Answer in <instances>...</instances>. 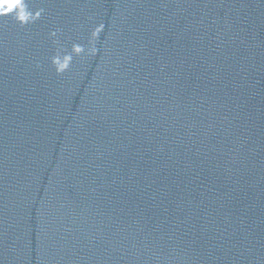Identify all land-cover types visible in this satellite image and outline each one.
<instances>
[{"label": "water", "instance_id": "water-1", "mask_svg": "<svg viewBox=\"0 0 264 264\" xmlns=\"http://www.w3.org/2000/svg\"><path fill=\"white\" fill-rule=\"evenodd\" d=\"M0 264H264V0H0Z\"/></svg>", "mask_w": 264, "mask_h": 264}, {"label": "snow or ice", "instance_id": "snow-or-ice-1", "mask_svg": "<svg viewBox=\"0 0 264 264\" xmlns=\"http://www.w3.org/2000/svg\"><path fill=\"white\" fill-rule=\"evenodd\" d=\"M5 2H7V0H5ZM16 2H19V0H16Z\"/></svg>", "mask_w": 264, "mask_h": 264}]
</instances>
